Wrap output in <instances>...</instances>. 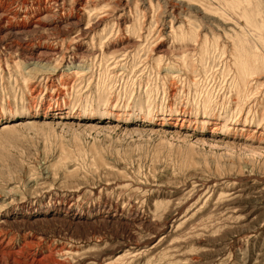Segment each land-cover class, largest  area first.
<instances>
[{"label":"rangeland","instance_id":"1","mask_svg":"<svg viewBox=\"0 0 264 264\" xmlns=\"http://www.w3.org/2000/svg\"><path fill=\"white\" fill-rule=\"evenodd\" d=\"M258 1L0 0V264H264Z\"/></svg>","mask_w":264,"mask_h":264},{"label":"bare ground","instance_id":"2","mask_svg":"<svg viewBox=\"0 0 264 264\" xmlns=\"http://www.w3.org/2000/svg\"><path fill=\"white\" fill-rule=\"evenodd\" d=\"M230 1V4H229V6H232V5H234V2H238V4H237V8H235V10H239V8L241 9L242 7L239 5V1L240 0H229ZM257 2H259L258 0H257ZM260 4H261V2H260ZM238 6H240V7H238ZM262 6V5H261ZM233 7V6H232ZM256 7H258L257 5H256ZM234 8V7H233ZM262 8V7H261ZM229 9V8H228ZM260 9V8H259ZM232 10V9H231ZM246 10L245 9H243V12H245ZM263 11L264 10H261V12L263 13ZM232 12H233V10H232ZM260 11H259V14L261 13ZM252 13H253V11H252ZM235 15V14H234ZM240 15H241V13H240ZM250 15H251V13H250ZM252 15H254V14H252ZM261 16V15H260ZM263 16V15H262ZM253 18V17H252ZM236 20H238L237 18H236ZM255 20V19H254ZM239 21V20H238ZM263 25H264V23H263ZM264 27V26H263ZM262 27V28H263ZM257 28V27H256ZM255 28V29H256ZM248 31V30H247ZM261 31V30H260ZM259 33V32H258ZM243 37V36H242ZM263 38V37H262ZM255 40V39H254ZM263 40V39H262ZM246 41V40H245ZM257 42V41H256ZM262 42H264V41H262ZM261 42V43H262ZM264 45V44H263ZM243 48L245 47V46H248L246 43H244V44H242L241 45ZM259 47H261V46H259ZM264 47V46H263ZM246 48V47H245ZM249 48H251L250 46H249ZM247 49V48H246ZM263 50H264V48H263ZM246 52H247V50H245ZM243 52H244V50H243ZM253 52V51H252ZM248 53V52H247ZM246 54V53H245ZM252 55L254 56V53H252ZM257 55V53L255 54V56ZM259 55V54H258ZM262 56V55H261ZM243 57V56H242ZM249 57H251V56H249ZM244 58V57H243ZM254 59H255V57H254ZM236 60H237V58H236ZM262 60H264V59H262ZM256 61V60H255ZM251 63V62H250ZM259 63V62H258ZM263 63H264V61H263ZM248 64V63H247ZM243 65V64H242ZM246 65V64H245ZM249 65V64H248ZM246 67V66H245ZM251 67H253V66H251ZM256 67V66H255ZM250 68V67H249ZM255 71V70H254ZM243 80V79H242ZM150 130H152V129H150ZM142 131V130H141ZM154 131V130H153ZM118 259V258H117Z\"/></svg>","mask_w":264,"mask_h":264}]
</instances>
